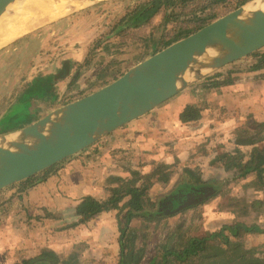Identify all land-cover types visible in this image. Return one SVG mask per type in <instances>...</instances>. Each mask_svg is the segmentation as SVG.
Returning a JSON list of instances; mask_svg holds the SVG:
<instances>
[{
	"label": "rangeland",
	"instance_id": "1",
	"mask_svg": "<svg viewBox=\"0 0 264 264\" xmlns=\"http://www.w3.org/2000/svg\"><path fill=\"white\" fill-rule=\"evenodd\" d=\"M149 1L110 0L82 9L69 8L0 48V134L28 126L35 119L99 90L162 48L163 38L183 28L194 15L217 14L219 19L252 0H195L170 8L166 13L139 19L149 7ZM250 57L240 63L251 62L246 68H255L258 57ZM236 63L210 78L217 76L218 84L233 83V89L241 86L242 78L253 82L254 77H262L264 82V64L257 76L255 73L227 75ZM205 82L191 86L154 109H147L139 119L70 158L56 175L35 182L33 187L47 181L38 192L52 194L58 200L61 193L67 200L89 194L93 201L90 200L88 214L96 212L98 198L109 188L121 197L116 216L105 220L114 227L116 219H121L134 205V195L129 191L143 181H151L152 194L168 191L185 171L223 185L220 194L186 213L155 221L132 220L124 239L126 255L143 247L148 255L153 253L169 230L179 229L186 238H202L220 233L229 222L264 227V141H257L264 137V96L255 110L251 101L243 99L248 88H237L231 103L216 104L218 93L212 92L213 89L207 91H211L210 95L202 92L198 98L194 96L195 90L204 89ZM258 85L264 92V85ZM195 98L210 99L203 106L201 117L195 115L191 106L186 109L189 113L185 110V102L192 104ZM48 103L51 106H46ZM233 163L256 170L242 175L243 168L233 167ZM85 183L97 187L92 192L83 190ZM32 185L0 192V264L29 261L47 248L57 250L56 253L69 252L63 245L67 236L59 237L57 233L52 244L43 235L37 239L27 237V244L18 246L13 235L15 219H21L18 224L26 226L21 224L26 213L21 210L23 205L17 194ZM10 193L13 194L10 197L3 195ZM71 214L69 219L65 218L64 226L72 222ZM7 217L5 224L12 234L2 224ZM11 218L15 221H9ZM56 221L52 226L58 229L62 223ZM223 232L222 236H229L233 242L232 254L264 258V234L251 232L232 237L226 230ZM103 233L107 236L108 230ZM81 234L94 240L98 232L83 230ZM115 254L120 256L118 246ZM57 257L58 264H70L67 256ZM128 259L129 255L127 262ZM196 262L188 264H226L227 259L208 256L201 263ZM115 264H119L118 259Z\"/></svg>",
	"mask_w": 264,
	"mask_h": 264
},
{
	"label": "water",
	"instance_id": "2",
	"mask_svg": "<svg viewBox=\"0 0 264 264\" xmlns=\"http://www.w3.org/2000/svg\"><path fill=\"white\" fill-rule=\"evenodd\" d=\"M106 1L110 0L92 5ZM51 4L50 0H0V48L27 32L20 23L16 31L20 35L3 44L16 30L7 26L10 30L2 34L7 21H16L21 11L26 14L27 6H39L40 11L33 14H38L40 24L45 23L54 15ZM263 49L264 0H252L156 51L99 90L28 126L0 134V192L69 160L139 119L147 109Z\"/></svg>",
	"mask_w": 264,
	"mask_h": 264
},
{
	"label": "trees",
	"instance_id": "3",
	"mask_svg": "<svg viewBox=\"0 0 264 264\" xmlns=\"http://www.w3.org/2000/svg\"><path fill=\"white\" fill-rule=\"evenodd\" d=\"M190 1L195 0H151L148 2L149 7L146 11L143 10L139 19L160 12L166 13L170 8L189 3ZM218 17L217 14L202 15L200 13L199 15H194L192 19L185 23L183 28H179L171 36L164 37L161 47L164 48L175 41L189 36ZM257 57L258 65L255 68L259 69L264 64V52H256L250 58ZM53 77L54 75L51 76V78ZM216 79H218L217 76L205 79L204 89L200 88L201 93L203 90L206 91L209 88L214 90L224 85V83H216ZM67 161L57 164L27 181L11 186L1 192L30 186L40 180L44 181L46 178L56 175L58 170ZM235 166L243 168L242 175L256 170L233 163V167ZM151 189V181H143L139 186L131 189L129 192H131V195H134V205L126 210L121 219H117L118 243L120 248L119 264H188L194 260L197 261L196 263H201L208 256L225 257L227 259L226 264H264V258L239 256L231 253V245L233 242L229 236H222V233H224L223 230H226L232 237H238L241 234L251 232L264 234V227L260 228L256 225L248 226L241 222H229L223 226L220 233H214L209 237L202 238H186L180 234L179 229L171 230L172 232L169 230L168 232L170 233L168 234L167 232L168 235L166 234L162 241L156 245L153 253L148 255L145 247L133 250L128 254L129 261L127 262L128 255L125 254L124 239L132 220L155 221L186 213L188 210L195 209L220 194L223 190V185L221 183L219 184L218 181H214L212 178L201 179L185 171L168 191L154 192L152 194ZM103 201L104 204L101 205L100 210L102 212H110L113 207L118 208L121 198L116 196L111 189L106 188L103 193ZM182 240L184 242H181ZM57 258L54 254H39L29 261H22L17 264H58Z\"/></svg>",
	"mask_w": 264,
	"mask_h": 264
},
{
	"label": "crops",
	"instance_id": "4",
	"mask_svg": "<svg viewBox=\"0 0 264 264\" xmlns=\"http://www.w3.org/2000/svg\"><path fill=\"white\" fill-rule=\"evenodd\" d=\"M252 65L251 62H246V63H236L235 67L230 71L231 73H226L227 75L233 76L235 73L240 74L241 76L243 74H247L248 76L251 73H255L257 76V71L258 68H246L247 66ZM261 68V67H260ZM259 68V69H260ZM254 69V70H253ZM234 73V74H233ZM254 77L253 82L249 81V78H242L243 83L241 84L240 87L237 88H248V91L243 93V99H247V101H251V107L253 108L252 110H255V108H259V102H261L262 99L261 96H264V92L260 91L261 87L260 83L264 85V82H261L263 79ZM217 82V79H216ZM225 82V81H224ZM258 85V88H257ZM210 86V85H207ZM234 85L233 83L229 84H224L220 86L217 89L212 90V92H217L218 93V99L221 100L218 102L216 100V104H229L231 103V97L234 94V91L237 89H233ZM208 90H203L202 92H207ZM211 92V91H210ZM210 92H207L210 95ZM194 96L199 97L201 93L200 90H195L194 91ZM246 94V95H245ZM216 95V94H215ZM208 99H194V102L192 104H189L185 102V110L191 106L193 108V111L197 117H201L203 115V106L208 105ZM52 103V102H50ZM48 103L46 106H51V104ZM205 108V107H204ZM216 108V106H215ZM186 113H189V110H186ZM45 117V116H44ZM43 118V117H42ZM41 119V118H40ZM39 119H35L34 122H36ZM33 123V122H32ZM264 141V137L259 138L257 141ZM46 182H42V184L34 186L33 185L29 188H25L24 190L21 191V193H18L19 190H17V196H20L19 201L22 203V211H24L25 218L23 219V222L21 223L22 225L26 226H20L18 222L20 223L21 219H15L12 220V218L9 221H15L16 223V230H15V235L16 241L18 243V246H24L27 244V241L25 238L27 237H33V238H43V235L47 241L48 244H52V240L55 241L56 239V233L59 234V237H65L67 236V239L64 241L65 248L69 249L68 253H64L61 250L56 253L57 250H53L52 248H47L46 251H42L39 254H54L58 256L65 255L66 260L69 259V263H79V264H115L116 259H120V256H116L115 251H116V246L119 247L118 243V237L119 233L117 230V224L112 227V225L109 222H106L105 220H110L111 216L115 217L116 213L119 210L120 203L118 205V208L113 207L110 212H102L100 210V205L104 204L103 201V195L100 196L97 200V203L99 205V208L96 210L95 213L93 214H88L90 211V198L87 194L85 197H74L70 199H66V197H63L62 193L60 194L61 199L58 200L57 198H53L52 194L46 193L45 195L41 194L38 192V190H42L43 184L46 185ZM40 186V187H39ZM97 186L93 184H86L83 187V190L89 189L91 192L96 188ZM86 190V191H87ZM104 193V192H103ZM5 198L8 196L10 197L13 195L12 193L10 194H3ZM22 196V197H21ZM88 196V197H87ZM81 198V199H80ZM121 198V197H120ZM71 204V205H70ZM84 208L86 212L84 213L80 208ZM80 210V212H79ZM79 212V213H78ZM33 214V217L30 216V214ZM69 213L71 214L72 222L68 226H64L66 222L64 220L69 219ZM61 219L59 220V218ZM23 218V217H19ZM66 218V219H65ZM8 217L5 219L2 224H5V222H8ZM34 219V221L32 220ZM56 220L60 221L62 223V226L58 229H55V227L52 226V223L57 222ZM117 221V219H116ZM6 222V223H7ZM29 222H33L36 225H29ZM39 223V224H38ZM69 224V223H68ZM7 225V233L9 232L8 229V224ZM116 226V227H115ZM4 230V229H2ZM83 230H88V231H96L98 232L97 237H94V240H92V237L90 235H82L81 231ZM107 236H104V231L107 232ZM59 233H58V232ZM12 234V233H11ZM10 238V234L7 235V238ZM56 242V241H55ZM118 245H116L117 243ZM53 245L55 243L53 242ZM120 249V248H119ZM38 254V255H39ZM34 257V256H33ZM36 257V256H35ZM27 261V260H23ZM22 262V261H21Z\"/></svg>",
	"mask_w": 264,
	"mask_h": 264
},
{
	"label": "bare ground",
	"instance_id": "5",
	"mask_svg": "<svg viewBox=\"0 0 264 264\" xmlns=\"http://www.w3.org/2000/svg\"><path fill=\"white\" fill-rule=\"evenodd\" d=\"M24 1H26V0H24ZM50 1L52 2L53 7H54V14L55 15H62L63 14L62 12L66 11V10L69 11V8L70 9H79V8L86 7L88 5H92L94 3L104 1V0H50ZM63 4H65L66 7H63ZM29 7L30 6L26 7L27 8L26 14L24 11H21L22 13L19 15V18L16 21H13L11 19L10 21H7L6 25L3 26V29L1 30L2 34L6 33V31H8L9 28H15L16 29L15 31L12 30V32H11L12 34L11 33L8 34L9 37L6 40L3 39V44H7V42L9 43L10 40L12 41L14 38H16V36L20 35V32L19 31L16 32V31H17V29L20 30L21 24H22V29L26 28L25 31L27 30V32L32 31L34 27H37L38 25H40L41 22L37 21L38 14H36V15L33 14V13L39 12L40 7L39 6H31V8H29ZM28 20H29V22L26 23V21H28ZM23 23L24 24L26 23L27 25L25 24V26H24ZM7 26L9 28H5ZM19 26H20V28H18Z\"/></svg>",
	"mask_w": 264,
	"mask_h": 264
},
{
	"label": "flooded vegetation",
	"instance_id": "6",
	"mask_svg": "<svg viewBox=\"0 0 264 264\" xmlns=\"http://www.w3.org/2000/svg\"><path fill=\"white\" fill-rule=\"evenodd\" d=\"M65 69H67V67H65ZM50 102H52V101H50Z\"/></svg>",
	"mask_w": 264,
	"mask_h": 264
}]
</instances>
